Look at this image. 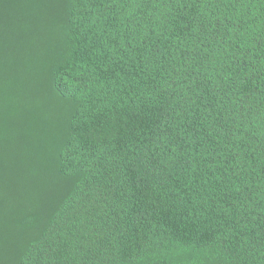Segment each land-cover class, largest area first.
<instances>
[{"label":"trees","instance_id":"16d2710c","mask_svg":"<svg viewBox=\"0 0 264 264\" xmlns=\"http://www.w3.org/2000/svg\"><path fill=\"white\" fill-rule=\"evenodd\" d=\"M0 264H264V0H0Z\"/></svg>","mask_w":264,"mask_h":264}]
</instances>
